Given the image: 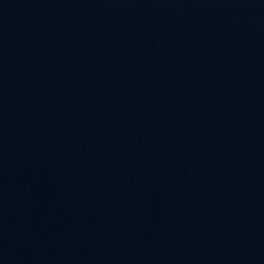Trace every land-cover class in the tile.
<instances>
[{
	"label": "water",
	"instance_id": "95a60500",
	"mask_svg": "<svg viewBox=\"0 0 264 264\" xmlns=\"http://www.w3.org/2000/svg\"><path fill=\"white\" fill-rule=\"evenodd\" d=\"M0 264H264V0H0Z\"/></svg>",
	"mask_w": 264,
	"mask_h": 264
}]
</instances>
